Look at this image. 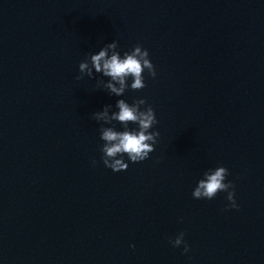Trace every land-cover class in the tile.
<instances>
[{
	"label": "water",
	"instance_id": "1",
	"mask_svg": "<svg viewBox=\"0 0 264 264\" xmlns=\"http://www.w3.org/2000/svg\"><path fill=\"white\" fill-rule=\"evenodd\" d=\"M113 40L157 73L122 97L75 79ZM134 98L160 135L113 172L92 114ZM218 166L238 208L192 196ZM0 264H264V0H0Z\"/></svg>",
	"mask_w": 264,
	"mask_h": 264
},
{
	"label": "clouds",
	"instance_id": "2",
	"mask_svg": "<svg viewBox=\"0 0 264 264\" xmlns=\"http://www.w3.org/2000/svg\"><path fill=\"white\" fill-rule=\"evenodd\" d=\"M118 49V41L113 40L100 48L97 53L89 54L87 59L79 63V75L75 79L80 80L85 75L94 78L95 74H101L108 80L105 82L101 79L98 83L102 84L110 95L116 97H122L129 89L139 91L146 87L143 75L145 70L152 78L157 75L148 50L137 44L121 55ZM130 78L132 82L129 85ZM112 108V105H105L102 111L94 112L92 118L98 123L102 122L99 131L100 139L104 142L100 148L103 165L113 172H120L129 167L124 160L125 155L131 163L148 159L149 154L155 151L160 133L151 131L158 121L153 107L147 105L144 98H134L131 104L125 99H118L115 104L118 111H112ZM113 122L119 123L122 130H117ZM130 124L136 127L130 128ZM96 163L93 159L92 164L95 166ZM229 175V170L224 166L208 169L194 188L193 198L212 200L219 192H226L229 203L224 210L238 208L239 205L235 200V185L232 181L225 182ZM184 236L185 233L182 231L175 238H169V243L174 248L183 244V251L187 253L190 248Z\"/></svg>",
	"mask_w": 264,
	"mask_h": 264
}]
</instances>
